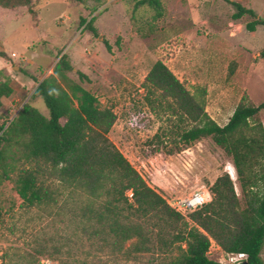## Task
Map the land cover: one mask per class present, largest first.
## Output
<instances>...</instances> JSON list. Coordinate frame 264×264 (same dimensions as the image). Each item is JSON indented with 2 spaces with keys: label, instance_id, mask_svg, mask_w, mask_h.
<instances>
[{
  "label": "trees",
  "instance_id": "obj_1",
  "mask_svg": "<svg viewBox=\"0 0 264 264\" xmlns=\"http://www.w3.org/2000/svg\"><path fill=\"white\" fill-rule=\"evenodd\" d=\"M227 1L235 8L234 21L248 15L249 31L264 26L254 9ZM31 5L33 0H0L7 9ZM142 5L151 6L155 18L161 15V0H137V7ZM93 22L88 26L97 32ZM236 66L231 65L230 75ZM74 71L63 54L53 74L36 79L33 96L43 98L49 116L30 101L13 119L0 116V186L20 161L16 182L24 203L66 217L71 230L51 250L36 249L33 260L66 254L62 264H82L74 245L83 250L89 244L129 261L147 254L160 258L157 264H224L209 255L215 241L227 253L246 254L250 264H264V123L259 118L264 102L255 106L242 99L222 126L207 111V87L189 89L161 60L149 71L145 100L154 113L168 115V127L151 141L153 151L171 155L211 139L237 171L241 194L230 173H222L210 185L211 201L188 221L113 143L114 109L102 107L97 95L71 77ZM77 74L82 82L89 79L80 70ZM13 93L12 78L1 79L0 109Z\"/></svg>",
  "mask_w": 264,
  "mask_h": 264
},
{
  "label": "rangeland",
  "instance_id": "obj_2",
  "mask_svg": "<svg viewBox=\"0 0 264 264\" xmlns=\"http://www.w3.org/2000/svg\"><path fill=\"white\" fill-rule=\"evenodd\" d=\"M161 3L157 18L151 6L137 7V0H33L31 6H0V53L6 54L0 55V80L10 77L14 87L0 116L13 119L28 101L49 116L43 98L33 96L36 79L53 74L60 57L67 54L75 67L71 77L97 95L102 107L114 109L117 120L109 135L113 143L167 201L208 190L210 202V185L224 172L230 173L241 194L231 158L211 139L171 155L153 151L151 141L161 127H168V115L150 109L144 81L155 62L163 61L189 89L207 87V111L224 126L242 99L255 106L264 102V26L249 31L248 15L234 21L235 8L226 0ZM257 12L264 17V11ZM93 18L97 32L88 26ZM227 34L234 39L228 41ZM79 70L89 79L82 82ZM259 118L264 123V111ZM15 165L18 171L22 163ZM17 171L0 186V264H62L66 254L38 256V263L31 257L42 245L51 250L53 244L65 242L71 230L66 217L24 203L17 191ZM185 217L191 221L190 215ZM87 245L83 250L74 245L82 264L161 260L146 254L129 261ZM209 255L224 264L246 260L225 252L215 241Z\"/></svg>",
  "mask_w": 264,
  "mask_h": 264
},
{
  "label": "built area",
  "instance_id": "obj_3",
  "mask_svg": "<svg viewBox=\"0 0 264 264\" xmlns=\"http://www.w3.org/2000/svg\"><path fill=\"white\" fill-rule=\"evenodd\" d=\"M13 56H17V54L13 53ZM208 197V190H199L191 193L189 196L177 197L173 202H168L174 209L180 212L183 216H186L190 215L191 213L195 212L196 210L203 207L206 203H208ZM239 258L242 260L244 258H247V255L239 254Z\"/></svg>",
  "mask_w": 264,
  "mask_h": 264
},
{
  "label": "crops",
  "instance_id": "obj_4",
  "mask_svg": "<svg viewBox=\"0 0 264 264\" xmlns=\"http://www.w3.org/2000/svg\"><path fill=\"white\" fill-rule=\"evenodd\" d=\"M227 1V0H226ZM237 1L247 7H250L252 9H254L256 12L257 10H262L264 11V0H234ZM228 2V1H227ZM229 3V2H228ZM258 13V12H257ZM259 15V14H258ZM260 16V15H259ZM262 17V16H260ZM264 18V17H262ZM259 27V26H258ZM256 32V31H255ZM226 38L228 41L233 40L234 37L231 34H227ZM250 52V51H249ZM7 67V66H5Z\"/></svg>",
  "mask_w": 264,
  "mask_h": 264
},
{
  "label": "water",
  "instance_id": "obj_5",
  "mask_svg": "<svg viewBox=\"0 0 264 264\" xmlns=\"http://www.w3.org/2000/svg\"><path fill=\"white\" fill-rule=\"evenodd\" d=\"M242 264H250L248 261H244Z\"/></svg>",
  "mask_w": 264,
  "mask_h": 264
}]
</instances>
